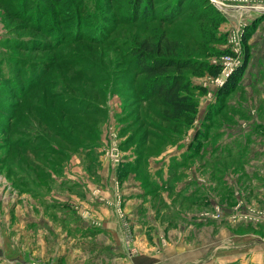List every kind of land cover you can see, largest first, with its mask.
Segmentation results:
<instances>
[{"label":"rangeland","instance_id":"374dc122","mask_svg":"<svg viewBox=\"0 0 264 264\" xmlns=\"http://www.w3.org/2000/svg\"><path fill=\"white\" fill-rule=\"evenodd\" d=\"M144 1L153 16L136 18L134 0H0V264H67L66 256L41 259L42 242L47 247L49 234L64 233L73 247L74 215L85 218L112 174L116 187L130 172L151 193V183L171 186L185 180L173 178L180 171H194L195 181L209 186L193 188L191 203L207 205L220 183L230 202L239 187L256 192L246 163L262 149L250 139L264 111L243 103L257 91L242 76L223 90L245 69L251 35L264 39V27L241 25L233 16L237 0H143L140 11ZM144 42L152 50L158 42L175 45L171 56L194 65L218 63L232 51L237 66L217 77L203 66L183 69L196 117L174 120L137 63ZM168 151L182 155L168 158ZM154 194L158 213L171 221L164 195ZM165 197L171 212L189 211L181 196ZM213 209L200 204L188 214Z\"/></svg>","mask_w":264,"mask_h":264},{"label":"crops","instance_id":"0c3cea01","mask_svg":"<svg viewBox=\"0 0 264 264\" xmlns=\"http://www.w3.org/2000/svg\"><path fill=\"white\" fill-rule=\"evenodd\" d=\"M234 9L233 16L245 25L264 27V0L263 7L258 9ZM256 32L249 40L250 58L241 82L246 85L252 83L250 87L257 91V95L254 101L251 98L249 102L243 103L247 106L255 105V109L259 107V111H264V39L261 36L258 38ZM263 33L264 29L260 34ZM258 124L261 125L260 130L255 131V136H251L250 140H259L262 149L260 153H252V160L249 158L246 163L248 175L256 179L250 182L248 188L256 192L245 194L239 187L233 191L230 202L227 201V192L223 191L224 185L220 183L217 185L221 190L218 197L207 201L214 205L213 209V205L203 201L191 203L196 196L193 188L209 186L207 181H195L194 171H180L173 178L183 177L185 180L171 182V186L165 183L158 187L151 183V193L145 192L141 180L130 172L126 179L123 178L121 186L116 187L115 174L111 173L113 178L109 179L110 182H103L102 194L94 198L96 203L90 205L83 216L85 218L79 217L77 213L74 215V223L78 225L74 246H65L70 237L64 233L63 237L49 234L51 243H46V247L42 242L41 259L66 256L67 264H86L88 259V264H264V123ZM181 153L176 155L168 151L166 154L168 158H177ZM137 160L143 163L140 158ZM163 164L156 166L154 171L159 173ZM128 169L126 167V171ZM138 169L131 171L136 174ZM149 171L153 169L149 168ZM161 192L171 221L165 217L167 214H159V209L155 207L154 201H158V197L154 193ZM166 192L181 196L190 205L189 211L185 213L175 208L171 212L170 208L174 206L171 199L165 197ZM200 204L205 210L212 206L211 213L217 211L218 216L209 211L205 216L191 215ZM258 211H262L261 216H258ZM53 251L54 255L49 254ZM87 253L90 257L85 255Z\"/></svg>","mask_w":264,"mask_h":264},{"label":"trees","instance_id":"16d2710c","mask_svg":"<svg viewBox=\"0 0 264 264\" xmlns=\"http://www.w3.org/2000/svg\"><path fill=\"white\" fill-rule=\"evenodd\" d=\"M143 0H134V16L137 18L140 15L148 18L147 14H152V3L148 4V8L145 9V2L142 6V11H140V6ZM181 9V6L176 9V12ZM213 12L219 13V11L213 10ZM172 16V15H171ZM171 16L167 17V21L171 19ZM226 38V36H225ZM246 40V39H245ZM141 49L138 51V64L141 67L143 73L147 76H152V89L158 97H161L165 102L166 106L172 112V119L174 120H183L187 123H193L196 117V105L191 102V96L188 92L189 83L183 77L181 73L183 69H195L199 66H203L210 71L213 77L219 76L221 73L222 67L218 62L216 63H207L198 62L197 65H194L195 60L191 59H176L171 55L174 53L175 45H169L167 42L161 44L158 42L156 48L152 50V47L148 45L147 42L143 43V46H140ZM155 51V53H154ZM227 51L224 49L221 52ZM154 54V55H153ZM248 53L245 51V62L247 60ZM149 58V61L145 62ZM244 62V63H245ZM170 70H173L175 74L169 73ZM244 69L241 68L235 72V79H231L229 83L226 84L223 93L230 92L234 88V84L242 76ZM197 155V151H193L192 155ZM190 155V156H192ZM190 160V157H189Z\"/></svg>","mask_w":264,"mask_h":264},{"label":"built area","instance_id":"2783aa9c","mask_svg":"<svg viewBox=\"0 0 264 264\" xmlns=\"http://www.w3.org/2000/svg\"><path fill=\"white\" fill-rule=\"evenodd\" d=\"M239 3V5H237L236 8H242V9H249V8H261L263 7V0H237ZM241 25H245V23L242 22ZM236 46L234 45L232 47L233 51H236ZM232 51L229 53V55H224L221 59V61H219V63L222 65V70L221 72H226V75L232 71L237 64L234 66L233 62L236 61V59H234L232 56ZM237 62V61H236ZM113 157L116 158L117 155L115 153H113ZM214 216H218L217 211L214 213Z\"/></svg>","mask_w":264,"mask_h":264}]
</instances>
